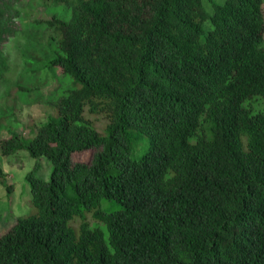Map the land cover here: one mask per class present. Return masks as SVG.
Returning <instances> with one entry per match:
<instances>
[{
  "label": "trees",
  "instance_id": "16d2710c",
  "mask_svg": "<svg viewBox=\"0 0 264 264\" xmlns=\"http://www.w3.org/2000/svg\"><path fill=\"white\" fill-rule=\"evenodd\" d=\"M39 5L43 68L68 82L29 137L0 140L2 157L36 160L32 214L0 236V264H264V0Z\"/></svg>",
  "mask_w": 264,
  "mask_h": 264
},
{
  "label": "rangeland",
  "instance_id": "374dc122",
  "mask_svg": "<svg viewBox=\"0 0 264 264\" xmlns=\"http://www.w3.org/2000/svg\"><path fill=\"white\" fill-rule=\"evenodd\" d=\"M224 1L202 0L208 13L212 12V2L222 4ZM4 4L11 9L8 12L12 21L8 26L13 34L0 44V51L7 65L0 80V140L14 133L29 137L34 124L54 113L49 105L50 98L68 82L59 69H55L52 75L43 68V62L47 59L45 48L48 47V37L43 32L34 30L33 26L35 21L48 19L49 14L39 5V0H4ZM30 70L36 72L29 73ZM37 84H41L39 91L21 92L23 90L17 88L34 89ZM99 123V128L102 129L103 122ZM72 158L74 161L87 163L91 152L75 153ZM35 163L36 160L25 152H18L9 158L0 155V166L6 174V182L12 185L10 193L0 185V236L14 224L15 219L32 214L26 175L34 169ZM50 171L51 166L47 160H39L37 176L47 179ZM90 225L96 226L93 223Z\"/></svg>",
  "mask_w": 264,
  "mask_h": 264
}]
</instances>
